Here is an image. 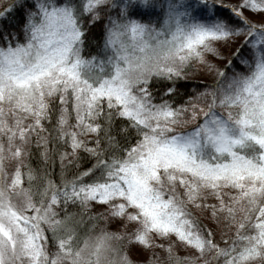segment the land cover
<instances>
[{
	"label": "snow or ice",
	"instance_id": "obj_1",
	"mask_svg": "<svg viewBox=\"0 0 264 264\" xmlns=\"http://www.w3.org/2000/svg\"><path fill=\"white\" fill-rule=\"evenodd\" d=\"M193 61L211 80L177 103ZM154 248L264 264V0H0V264Z\"/></svg>",
	"mask_w": 264,
	"mask_h": 264
},
{
	"label": "trees",
	"instance_id": "obj_2",
	"mask_svg": "<svg viewBox=\"0 0 264 264\" xmlns=\"http://www.w3.org/2000/svg\"><path fill=\"white\" fill-rule=\"evenodd\" d=\"M234 0H225V3H232ZM161 12V9L159 7H153V8H147V7H142V6H133L132 8L129 9V15L130 18H134L139 20L140 22H153L155 23L157 19V14ZM98 41L96 39H93L91 43L88 45V51L95 53L96 45ZM208 59H212L210 55L207 56ZM222 63V62H218ZM211 80V76L207 72V69L204 68L202 65L197 64L195 61L191 63V66L187 69V78L184 80L177 81V88L179 89V95L176 97L177 103L181 102L183 99L186 98L187 94L193 93L195 89L201 88L203 85L209 83ZM50 126V125H49ZM82 139H86V137H82ZM61 149H63V146H61ZM81 156L84 157L79 162L80 167H87L90 164L89 158L86 156V154L81 153ZM72 157L68 156L67 160L65 163L67 164L68 161H71ZM31 164L33 167H41L42 161L39 158V154L35 149L33 150V155L30 160ZM60 160L56 159L55 163L52 162V160H49L46 165H44L46 171L52 174V178L55 180L59 179V171H60ZM77 171V164L72 163L71 166L67 170V174L70 176L72 173ZM190 209V208H189ZM101 210L100 206H93L92 209H90L91 213H95L97 211ZM192 210V209H190ZM198 215L199 213H194ZM206 224H209L210 221L205 220L204 221ZM103 220L99 221L97 224V227L94 231H99L100 226L103 224ZM110 229L114 228L113 226H109ZM88 228V221H85L84 224L81 226V231L86 232ZM150 251L154 252L157 254V251L161 256H164V252L161 250L157 249H151ZM207 255V254H206ZM155 256V255H153ZM154 261L157 259L153 258ZM155 263V262H153Z\"/></svg>",
	"mask_w": 264,
	"mask_h": 264
},
{
	"label": "rangeland",
	"instance_id": "obj_3",
	"mask_svg": "<svg viewBox=\"0 0 264 264\" xmlns=\"http://www.w3.org/2000/svg\"><path fill=\"white\" fill-rule=\"evenodd\" d=\"M211 202V201H210ZM189 208L191 209V205H189ZM198 213V212H197ZM198 215H201L200 213L198 214ZM169 241H164V243H168ZM157 243L159 244V243H161V241H157ZM179 247V245H177V248ZM155 249H157V250H161V251H163V249L162 248H155ZM189 251H191V250H189ZM164 252V251H163ZM181 254H182V252H181ZM166 256H167V254L164 252V256H161L160 254H159V252L157 251V254H155V256H153V258H155V259H157L156 261H154L153 259V262H155V263H153V264H167V259H166ZM199 259H207V255L205 256V257H203V258H199L198 257V261H197V264H199Z\"/></svg>",
	"mask_w": 264,
	"mask_h": 264
}]
</instances>
